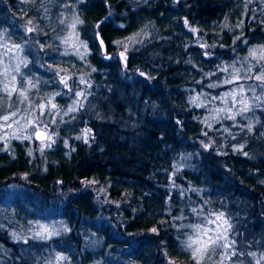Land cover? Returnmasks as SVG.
I'll use <instances>...</instances> for the list:
<instances>
[{
	"label": "trees",
	"instance_id": "obj_1",
	"mask_svg": "<svg viewBox=\"0 0 264 264\" xmlns=\"http://www.w3.org/2000/svg\"><path fill=\"white\" fill-rule=\"evenodd\" d=\"M74 17L83 59L62 42ZM29 19L36 30L26 34ZM0 32L24 46L33 107L61 93L51 115L50 106L44 116L35 109L49 122L50 147L11 133L0 142V264H191L181 241L190 232L182 226L200 222L193 207L224 211L245 253L233 260L256 264L264 254V103L246 91L251 111L232 120L215 109L240 107L219 99L238 87L222 82L249 46L264 45V0H0ZM56 68L68 70L60 75L71 76L73 91ZM75 91L87 99L65 115L82 99ZM16 101L4 98L5 106ZM38 225L47 238L36 236Z\"/></svg>",
	"mask_w": 264,
	"mask_h": 264
},
{
	"label": "snow or ice",
	"instance_id": "obj_2",
	"mask_svg": "<svg viewBox=\"0 0 264 264\" xmlns=\"http://www.w3.org/2000/svg\"><path fill=\"white\" fill-rule=\"evenodd\" d=\"M22 2H29V0H22ZM61 23L64 21L61 20ZM82 23L78 17H74L73 22L70 25L72 29L63 39V43L69 45L75 52V54L80 55V58L83 59V55L80 54V48H86L87 46L83 44V42L79 41L78 33H76L75 29L77 24ZM185 24L188 22L185 20ZM32 25V20H28L25 25V32L32 33L36 29ZM190 31L195 33L197 30L195 28H190ZM140 34L137 33L132 37L128 38L130 43L136 42V37ZM7 34L5 32H0V66H2V71H0V92L4 95L0 96V110L7 109L5 114L0 115V130L4 129H12L13 125L19 126L15 130H13L10 134L11 138L14 139H23V140H31L33 138L39 140L41 142V151H43L44 147H50L51 143H45V141L51 142L52 137L48 133V123L40 117L35 115V109L38 108L40 110V116L45 115V110H48V115H51V110H56L58 108L57 104L53 101L55 96L61 95V93L57 92L53 96H50L46 99V103H40L33 107V104L29 97V91L32 88H36V84L32 79L27 78L23 74H21L20 65L23 64L25 67L27 66L28 61L26 58H23L19 55L24 51V46L21 44H16L11 42L8 39H5ZM239 39V37L237 38ZM117 43H121L124 45V52L128 50V44L123 41H119ZM247 44V41H244ZM203 47V45H201ZM43 47V45H42ZM124 52L120 53L121 58L124 57ZM63 55H68L69 53L66 51L62 53ZM207 55V53H205ZM8 58V63H5V58ZM15 60L16 64L14 67L11 65V61ZM242 67L236 68L235 64L231 65L232 72L229 73L227 79L223 80L222 84H237V88H233L230 91L225 92L219 99L227 103L228 98H231L232 104L235 106L239 104L240 107L237 112L232 113L231 108H217L215 111L217 113L227 112L229 115L226 116L227 119L235 120L237 115H243L252 110L253 104L250 102V98L246 96V91H250L252 93V98L255 101H259L264 103V45H258L255 47L249 46L247 50V55L242 58ZM52 65H49L51 68ZM254 69H258V71L254 72ZM94 70V69H93ZM221 71L228 73L229 67H223L220 69ZM56 74L60 77V83L64 85L66 89L70 92L73 91V88L70 87L68 81L71 79L70 75H60L61 72L67 73V69L56 68L54 69ZM16 73V75L12 73ZM17 75L21 76V79H17ZM215 75V73H213ZM241 80H254L256 83L249 84L247 90L244 85L240 83ZM79 82L81 84H85L86 81L83 76L79 78ZM220 85L217 84H209L208 87H217ZM88 87H91L89 84ZM259 87L261 89V95H256V88ZM16 95L17 101L16 105L9 103L5 106L4 98L7 97L9 100ZM90 94V93H89ZM75 96L77 99L74 100L72 105L68 107L67 112L64 114L67 115L70 112H75L78 108H83V101L87 99L84 91H75ZM198 97L193 99V103H196ZM212 99H217V97H213ZM27 102V103H26ZM23 109V113L19 105H25ZM204 106V105H198ZM56 115H60L59 111H56ZM17 117H19L17 119ZM21 120H24L25 123L21 124ZM54 123L55 121H51ZM210 127V125H209ZM31 129V131H29ZM248 132H252L253 126L251 123L247 125ZM86 132L89 130H85ZM19 133V134H18ZM26 133V134H25ZM79 138V137H78ZM9 139V134L5 132L3 136H0V142H7ZM87 142V140L85 141ZM207 147V145H205ZM243 146H241L242 150ZM31 155V152H29ZM247 155V153H245ZM94 181H90L89 183H93ZM192 212L200 217L199 223L187 224L182 227L187 228L190 232L184 233L185 239L181 241L182 250L189 254V260L191 264H225L226 261L230 262V264H236V261L233 260L234 257H242L245 253L237 251L236 241L232 238V230L234 225L231 223L230 218L226 215L224 211L220 212H212L209 211L207 215L203 214V209L199 211L193 207ZM182 218V217H181ZM40 231L36 233V236L39 238H47L44 233L48 232L47 226L38 225ZM153 232L157 230L155 228L152 229ZM54 234V233H53ZM13 236H16L13 233ZM19 239V237H17ZM27 243V240L24 241ZM167 256V253H165ZM249 256L255 257L256 254L249 252ZM213 257H217V259L213 260ZM58 260L65 259L64 257H57ZM260 260H264V254H261L260 259L256 261V264H260ZM169 264H174V262L169 259ZM239 264H243L242 261Z\"/></svg>",
	"mask_w": 264,
	"mask_h": 264
},
{
	"label": "rangeland",
	"instance_id": "obj_3",
	"mask_svg": "<svg viewBox=\"0 0 264 264\" xmlns=\"http://www.w3.org/2000/svg\"><path fill=\"white\" fill-rule=\"evenodd\" d=\"M13 63H14V64L12 65V67L15 66L16 61L14 60ZM20 66H21V65H20ZM12 74L16 75V73H14V72H13ZM17 79L20 80V78L18 77V75H17ZM13 130H14L13 128H12V129H4V130H0V132L3 131V133H1V136H2L3 134H5V132H7L8 134H10ZM29 131H31V129H29ZM48 133H49V132H48ZM25 134H26V133H25ZM31 140H34V143H35V144H38V143H39V146L41 147V142H40V141H37L35 138H33V139H31ZM45 143H49V141H45Z\"/></svg>",
	"mask_w": 264,
	"mask_h": 264
},
{
	"label": "water",
	"instance_id": "obj_4",
	"mask_svg": "<svg viewBox=\"0 0 264 264\" xmlns=\"http://www.w3.org/2000/svg\"><path fill=\"white\" fill-rule=\"evenodd\" d=\"M97 40H98L99 45H100V47H101V49H102V52H104V44H103V42H102L100 36H97ZM36 140H37V139H36ZM37 141H39V140H37Z\"/></svg>",
	"mask_w": 264,
	"mask_h": 264
}]
</instances>
